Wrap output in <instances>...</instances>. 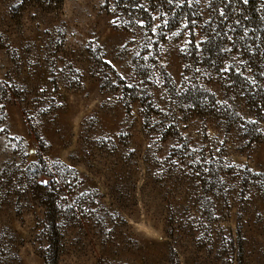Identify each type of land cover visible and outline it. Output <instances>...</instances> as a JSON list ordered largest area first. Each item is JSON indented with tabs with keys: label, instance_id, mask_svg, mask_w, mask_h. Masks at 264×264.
Returning a JSON list of instances; mask_svg holds the SVG:
<instances>
[{
	"label": "rangeland",
	"instance_id": "1",
	"mask_svg": "<svg viewBox=\"0 0 264 264\" xmlns=\"http://www.w3.org/2000/svg\"><path fill=\"white\" fill-rule=\"evenodd\" d=\"M190 1L205 29L0 0V264L48 245L58 264H264V110L254 130L189 105L198 76L236 100L188 60L228 15Z\"/></svg>",
	"mask_w": 264,
	"mask_h": 264
},
{
	"label": "trees",
	"instance_id": "2",
	"mask_svg": "<svg viewBox=\"0 0 264 264\" xmlns=\"http://www.w3.org/2000/svg\"><path fill=\"white\" fill-rule=\"evenodd\" d=\"M21 5L52 6L63 0H19ZM122 10L142 13L149 24L156 22V13L168 15L167 26L174 28L185 22L189 15H197V25L205 29L208 14L202 4L190 0H113ZM217 10L228 15L223 25L204 32V40L198 45L192 43L189 51L194 76L217 74L227 83L226 89L234 95L231 100L222 94L211 80H194L195 86L188 92L189 105L202 114L236 118L246 121L254 130L264 110V16L259 0H217ZM189 21V20H188ZM191 23V20L189 21ZM259 36V37H258ZM260 36L263 38L260 39ZM259 39V42H255ZM240 96V97H238ZM252 106L256 114L248 115L246 107ZM55 225V224H53ZM51 244L55 237H51ZM48 243H50L48 241ZM55 245V244H54ZM45 264H58V255L51 245L45 250Z\"/></svg>",
	"mask_w": 264,
	"mask_h": 264
}]
</instances>
